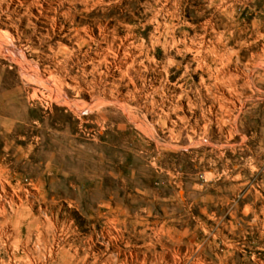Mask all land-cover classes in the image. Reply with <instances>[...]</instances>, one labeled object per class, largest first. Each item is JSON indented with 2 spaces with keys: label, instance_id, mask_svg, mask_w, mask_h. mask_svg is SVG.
I'll return each instance as SVG.
<instances>
[{
  "label": "rangeland",
  "instance_id": "374dc122",
  "mask_svg": "<svg viewBox=\"0 0 264 264\" xmlns=\"http://www.w3.org/2000/svg\"><path fill=\"white\" fill-rule=\"evenodd\" d=\"M0 264H264V0H0Z\"/></svg>",
  "mask_w": 264,
  "mask_h": 264
}]
</instances>
